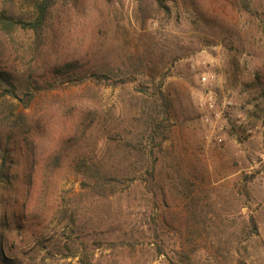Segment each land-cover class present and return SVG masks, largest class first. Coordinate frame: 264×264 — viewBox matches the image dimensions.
<instances>
[{
  "label": "rangeland",
  "instance_id": "374dc122",
  "mask_svg": "<svg viewBox=\"0 0 264 264\" xmlns=\"http://www.w3.org/2000/svg\"><path fill=\"white\" fill-rule=\"evenodd\" d=\"M39 2L35 31L22 22ZM1 13L0 67L32 99L0 101L30 127L1 133L0 261L264 264V0H0Z\"/></svg>",
  "mask_w": 264,
  "mask_h": 264
},
{
  "label": "trees",
  "instance_id": "16d2710c",
  "mask_svg": "<svg viewBox=\"0 0 264 264\" xmlns=\"http://www.w3.org/2000/svg\"><path fill=\"white\" fill-rule=\"evenodd\" d=\"M38 14L37 17L28 22H22L25 26L30 27L31 29L38 31L45 22L47 15V4L39 2L37 4ZM0 22L5 27H10L12 23L11 18L5 13L0 14ZM91 80L97 83L108 81L109 77L104 74H95L93 73L90 76ZM83 79H86L84 76ZM29 89L27 79L23 80V77L15 75L13 72L5 70L0 67V101L4 99L5 95L17 98L19 94H24L25 98L23 101L26 105L32 99V94H30L27 90ZM29 96V97H28ZM5 100V99H4ZM11 113H13L11 111ZM24 121L20 118H13L4 112H0V190L1 183L7 181L10 177L11 173V162L8 159V155L13 152L12 148H10L9 142L4 137L2 138L1 133L5 128H14L17 127V131L22 135L23 133H27L30 131V127H24ZM31 126V124L29 125ZM0 264H19L18 261L8 258L6 256L0 261Z\"/></svg>",
  "mask_w": 264,
  "mask_h": 264
}]
</instances>
